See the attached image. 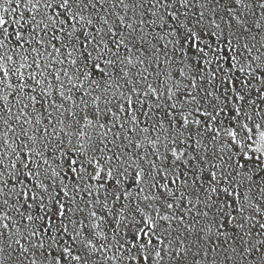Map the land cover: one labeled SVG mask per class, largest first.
I'll use <instances>...</instances> for the list:
<instances>
[{"label": "snow or ice", "instance_id": "1", "mask_svg": "<svg viewBox=\"0 0 264 264\" xmlns=\"http://www.w3.org/2000/svg\"><path fill=\"white\" fill-rule=\"evenodd\" d=\"M0 264H264V0H0Z\"/></svg>", "mask_w": 264, "mask_h": 264}]
</instances>
